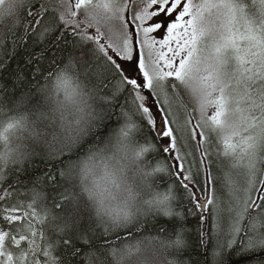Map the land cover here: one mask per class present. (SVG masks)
<instances>
[{
  "label": "snow or ice",
  "instance_id": "1",
  "mask_svg": "<svg viewBox=\"0 0 264 264\" xmlns=\"http://www.w3.org/2000/svg\"><path fill=\"white\" fill-rule=\"evenodd\" d=\"M132 261L264 264V0H0V264Z\"/></svg>",
  "mask_w": 264,
  "mask_h": 264
},
{
  "label": "trees",
  "instance_id": "2",
  "mask_svg": "<svg viewBox=\"0 0 264 264\" xmlns=\"http://www.w3.org/2000/svg\"><path fill=\"white\" fill-rule=\"evenodd\" d=\"M22 54H23V53L21 52V55H22ZM21 91H22V89L18 87V88H17V92L19 93V92H21ZM109 124H110V127H115V126H116V120H115V118H113V120L110 121ZM36 163L39 164L40 161L37 160ZM159 183H160V189H161V190H164L165 187H166L165 182H164V181H160ZM158 219H160L161 222H166V221H167V218H165V217H160V218H158ZM187 255H188V253H185V256H187Z\"/></svg>",
  "mask_w": 264,
  "mask_h": 264
},
{
  "label": "clouds",
  "instance_id": "3",
  "mask_svg": "<svg viewBox=\"0 0 264 264\" xmlns=\"http://www.w3.org/2000/svg\"><path fill=\"white\" fill-rule=\"evenodd\" d=\"M130 264H136V262L135 261H132V262H130Z\"/></svg>",
  "mask_w": 264,
  "mask_h": 264
}]
</instances>
